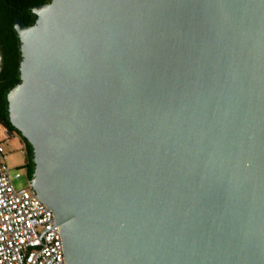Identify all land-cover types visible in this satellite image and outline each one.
Instances as JSON below:
<instances>
[{
  "label": "water",
  "instance_id": "1",
  "mask_svg": "<svg viewBox=\"0 0 264 264\" xmlns=\"http://www.w3.org/2000/svg\"><path fill=\"white\" fill-rule=\"evenodd\" d=\"M32 9L8 113L65 264H264V0Z\"/></svg>",
  "mask_w": 264,
  "mask_h": 264
},
{
  "label": "built area",
  "instance_id": "2",
  "mask_svg": "<svg viewBox=\"0 0 264 264\" xmlns=\"http://www.w3.org/2000/svg\"><path fill=\"white\" fill-rule=\"evenodd\" d=\"M2 136L8 137L0 130V264H65L53 211L37 197L29 178L26 186L14 185L21 171L4 162Z\"/></svg>",
  "mask_w": 264,
  "mask_h": 264
},
{
  "label": "flooded vegetation",
  "instance_id": "3",
  "mask_svg": "<svg viewBox=\"0 0 264 264\" xmlns=\"http://www.w3.org/2000/svg\"><path fill=\"white\" fill-rule=\"evenodd\" d=\"M50 0H4L0 8V49L3 50L4 64L0 71V88H12L20 81V39L14 28L15 17H20L25 23L33 24L37 18L32 7L36 4L48 3ZM17 47L19 54L15 53L5 59V51L11 52ZM16 54V55H15ZM7 98V94H6ZM25 173L27 175L26 169ZM28 177V176H27Z\"/></svg>",
  "mask_w": 264,
  "mask_h": 264
},
{
  "label": "rangeland",
  "instance_id": "4",
  "mask_svg": "<svg viewBox=\"0 0 264 264\" xmlns=\"http://www.w3.org/2000/svg\"><path fill=\"white\" fill-rule=\"evenodd\" d=\"M0 130L5 131L8 135L7 138L2 136V144L6 154L4 162L10 167L19 168L21 171V177L14 179L13 183L16 187L26 186L28 185L29 180L23 167L25 163V151L22 139L16 132L9 133L7 129L1 124Z\"/></svg>",
  "mask_w": 264,
  "mask_h": 264
},
{
  "label": "trees",
  "instance_id": "5",
  "mask_svg": "<svg viewBox=\"0 0 264 264\" xmlns=\"http://www.w3.org/2000/svg\"><path fill=\"white\" fill-rule=\"evenodd\" d=\"M4 0H0V8ZM21 18L22 15H20ZM13 46L11 52L8 50L5 51V59L9 60V57L13 56L16 50V53L19 54V51ZM16 55V54H15ZM10 88H0V124L3 125L9 133L16 132L22 139L24 144V151H25V163L23 167L26 169L27 176L30 179L32 177L34 171V161H33V147L32 145L24 138L20 131L11 123L8 113V101L6 98V94Z\"/></svg>",
  "mask_w": 264,
  "mask_h": 264
}]
</instances>
